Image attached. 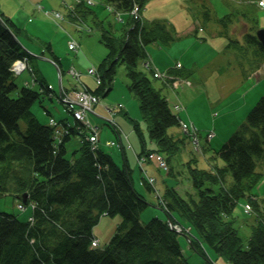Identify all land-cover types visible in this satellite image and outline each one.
<instances>
[{"label": "trees", "instance_id": "16d2710c", "mask_svg": "<svg viewBox=\"0 0 264 264\" xmlns=\"http://www.w3.org/2000/svg\"><path fill=\"white\" fill-rule=\"evenodd\" d=\"M104 2L124 15V21L114 34L92 15L100 30L98 41L106 54L96 66V87L86 89L100 99L105 98L117 66L123 65L127 91L137 98L141 119L147 122L148 137L156 145L153 151L169 162L180 144L197 133L188 128L185 131L189 135L184 133L185 137L180 139L167 134L168 128H181L183 124L162 95V88L152 86L138 63L148 60L149 45L169 46L177 35L168 25L147 26L131 14L135 7L140 12L144 0ZM80 11L92 13L88 5ZM228 17L225 21L230 22ZM0 20V195H11L22 211L31 207L25 222L0 212V264H189L180 236L206 264L216 263L219 257L227 264H264V94L221 150L210 158V167L192 166L195 160L185 164L190 194L181 195L175 183L166 185L161 196L152 177L142 179L149 194L145 199L133 187L125 157L122 167H118L102 149H92L84 125L75 122L59 143L54 140L53 128L40 123L31 112L32 105L41 103L43 95H48L46 85L41 83V91L22 87L16 97L11 96L16 85L10 68L26 54L19 38L27 35L1 11ZM256 29L253 18L252 26L241 39L230 38L227 31L219 33L227 39L225 50L235 54L244 80L264 63V49L256 40ZM44 48L55 62L49 43H44ZM167 74L182 76L173 69ZM165 83L168 85L171 80ZM45 113L50 115L46 109ZM122 114L141 143L139 155H144L145 141L137 121L124 111ZM21 120L25 123L23 133L19 129ZM109 126L117 135L116 128ZM12 133L19 138L14 139ZM74 135L81 136V144L67 159L65 145ZM166 175L173 176L170 165ZM256 190L262 193L256 194ZM150 198L165 218L157 214L158 218L143 224L140 216L154 203ZM240 200L245 201L244 212L252 215L246 248L234 226V211ZM115 215L122 220L114 234L102 247L93 246V226L101 216ZM182 219L194 228L195 234ZM170 222L180 226L182 232H176Z\"/></svg>", "mask_w": 264, "mask_h": 264}, {"label": "rangeland", "instance_id": "374dc122", "mask_svg": "<svg viewBox=\"0 0 264 264\" xmlns=\"http://www.w3.org/2000/svg\"><path fill=\"white\" fill-rule=\"evenodd\" d=\"M254 1L144 0L140 14L138 11L135 13L139 18L140 15L142 16L141 21L147 26L162 23L176 33L177 39L169 46L159 43L149 45L148 60L144 63L139 62L138 68L148 75L154 88H162V95L167 98L173 112L185 124L181 128L177 126L168 128L167 134L180 139L188 134L185 131L188 128L195 129L197 133L194 137L188 134L189 140L180 144L179 151L169 158V162L164 157L162 159V155L153 151L156 145L148 137L147 122L141 119L137 98L127 91L128 79L124 66H117L111 90L105 98H101L93 106V112H89L86 119L92 127L98 128L99 147L111 156L114 164L122 167L125 157L133 187L145 199H148L149 194L142 184V179L152 177L161 196L166 185L173 186L175 183L179 185L181 195L185 197L186 194H190L191 186L185 164L195 160L192 166L201 169L210 167L212 162L210 158L221 150L264 94V63L249 79L244 80L236 65L235 54L227 51L228 49L225 50L227 39L219 35L220 32L227 31L230 38L241 39V36L252 26L253 18L256 20L257 29H264V8L258 7ZM63 2L67 6L71 4L70 13ZM91 2L89 7L92 13L86 15L87 12L83 14L80 11L85 5L84 0H0L2 12L17 22L27 20L28 33L44 40L45 43H51L63 64L62 70L65 71V75L62 80V75H59L52 64L41 60L36 62L45 80L52 84L53 94L51 100L43 95L41 103L35 102L31 109H38L47 123L50 118H54L59 123L67 120L72 126L75 124L74 117L58 99L59 87L69 91L71 99L78 100L82 82L90 84V88H95L97 85L93 75L88 73V68H96L106 54V49L98 41L100 30L95 22L102 21L103 28L114 34L119 32L123 24L124 15L117 14L112 7L105 4L104 0H91ZM56 13H60L61 16H57ZM93 14L96 16H94L95 22L92 20ZM131 14L134 16V13ZM226 15H229L227 20H231L230 22L225 21ZM71 41L77 44L76 51L68 48V42ZM177 62L180 64L179 71L182 76L178 77L177 86L172 82L166 85L162 77L163 70H166L167 66L174 68ZM27 63L26 68L29 67L30 59ZM32 69L36 75L35 67L33 66ZM69 69L78 77L72 75ZM31 77L28 70L14 76L16 90L11 96L16 97L20 88L26 87L24 80L30 81ZM27 87L39 90L38 85ZM176 105L180 106L179 111L176 110ZM123 108L129 118L137 121L145 141L143 148L146 153L142 156L141 165L137 161V156L142 150L141 143L130 121L122 114ZM45 109L50 115L45 113ZM109 125L116 127L122 149L118 146V136ZM19 129L21 133L24 132L23 120L19 121ZM208 133L212 134L209 139L206 137ZM11 136L14 139L19 138L15 133ZM107 141L115 142V146H107L105 144ZM80 144V135H74L66 142L67 159L72 158V153L79 149ZM149 151L153 152L149 154ZM217 163L222 165L219 160ZM169 165L173 176L166 175ZM255 193L262 192L256 190ZM150 201L154 202L151 208L140 216V222L142 221L143 224L148 223L152 218H158L156 214L165 218L163 211L156 206L155 200L150 198ZM244 204V200H240L237 204L234 211L236 218L234 226L246 248L250 236L248 224L252 221V215L244 212ZM0 212L15 215L20 221L25 222L31 215V207L27 206L22 211L18 209L17 202L11 195L3 194L0 195ZM121 220L120 215L99 218L98 223L92 228V233L98 239V248L110 239ZM182 221L195 234L194 228L183 219ZM172 227L179 233L182 232L180 226L172 225ZM180 243L189 264H206L184 237L180 236ZM220 263L227 264L219 257L214 264Z\"/></svg>", "mask_w": 264, "mask_h": 264}, {"label": "crops", "instance_id": "0c3cea01", "mask_svg": "<svg viewBox=\"0 0 264 264\" xmlns=\"http://www.w3.org/2000/svg\"><path fill=\"white\" fill-rule=\"evenodd\" d=\"M64 3V2H63ZM0 11L2 12V7H0ZM3 13V12H2ZM4 14V13H3ZM5 16H7L9 18V16L5 13L4 14ZM142 17V16H141ZM11 19V18H10ZM12 20V19H11ZM12 22L15 24V26H17L18 28H21L23 30L24 33H26L27 36H21L19 38V41L21 43V45L25 48L26 51H28V53H30V64L29 66L30 67H35L36 69V76H37V80L38 81H42L44 82L45 85H50L49 83L50 82H47L45 80V78L43 77V75L40 73V71L38 70V65L36 64L37 61L41 60V61H47L48 63H50L48 61V59H53L51 54L49 52H47L44 48V43L45 41L44 40H41L40 38H36V37H33L31 36L29 33H28V28H27V24L26 22L28 23L27 20H25L24 22H22L21 20H19V22H17L16 20H12ZM29 43H34L35 45H30ZM50 45V52L52 53L53 56L56 57V62H57V65L60 69V71L62 72V80H63V77L65 75V71L62 70V62L60 60V58L57 56V54L55 53V51L53 50V47H52V44L49 43ZM51 64V63H50ZM93 68V67H91ZM169 68H172L167 66L166 70H168ZM166 70H163V71H166ZM160 71V70H159ZM67 73V72H66ZM60 75V76H61ZM61 78V77H60ZM26 80H24L25 82ZM82 87H80V89H84V88H88V89H91L93 90L94 88H90L89 85L90 84H87L85 82H82L81 83ZM51 87H52V90H53V86L51 84ZM62 90L66 91L67 95L70 97V92L67 91L65 88H61ZM76 89H79V88H76ZM74 91V89H72ZM121 105V104H120ZM124 109V108H123ZM33 114L35 115V117L40 121V123L44 124V125H47V122L44 118V116L42 115V113L38 110V109H31ZM125 111V109H124ZM126 112V111H125ZM127 113V112H126ZM64 122H66L67 124H69L70 126H72L69 121L67 120H64ZM128 138H130V136H128ZM125 154V153H124ZM134 186V185H133ZM157 215V214H156ZM98 240V239H97Z\"/></svg>", "mask_w": 264, "mask_h": 264}, {"label": "built area", "instance_id": "2783aa9c", "mask_svg": "<svg viewBox=\"0 0 264 264\" xmlns=\"http://www.w3.org/2000/svg\"><path fill=\"white\" fill-rule=\"evenodd\" d=\"M88 1L89 2L86 3V1L84 0L85 4H91V1L90 0H88ZM258 5L260 7H264V0H259ZM56 15L58 16L59 14L56 13ZM68 47L71 50L76 49V44L74 42H69ZM24 68H25V59L23 61H21V60L17 61L14 64L13 70L17 73V72L23 70ZM88 73L89 74H95L93 69H88ZM73 74L76 75L75 73H73ZM65 102H68V100H66ZM95 102H96L95 96L87 94V93H80V101L77 103V106H78L77 110L74 111V117L77 120H83V114L86 111L90 110L91 105ZM176 109H179V107L177 105H176ZM90 140L95 141V137L91 136Z\"/></svg>", "mask_w": 264, "mask_h": 264}, {"label": "water", "instance_id": "95a60500", "mask_svg": "<svg viewBox=\"0 0 264 264\" xmlns=\"http://www.w3.org/2000/svg\"><path fill=\"white\" fill-rule=\"evenodd\" d=\"M255 37H256V40L261 45V47L264 49V29L259 28L255 30ZM22 202L25 203V200L23 199Z\"/></svg>", "mask_w": 264, "mask_h": 264}]
</instances>
